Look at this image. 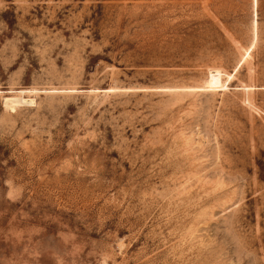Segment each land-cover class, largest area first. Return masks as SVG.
<instances>
[{
	"label": "rangeland",
	"instance_id": "rangeland-1",
	"mask_svg": "<svg viewBox=\"0 0 264 264\" xmlns=\"http://www.w3.org/2000/svg\"><path fill=\"white\" fill-rule=\"evenodd\" d=\"M0 264H264V0H0Z\"/></svg>",
	"mask_w": 264,
	"mask_h": 264
},
{
	"label": "bare ground",
	"instance_id": "bare-ground-1",
	"mask_svg": "<svg viewBox=\"0 0 264 264\" xmlns=\"http://www.w3.org/2000/svg\"><path fill=\"white\" fill-rule=\"evenodd\" d=\"M257 6H258V0H255V11L257 15ZM257 25V19L255 21ZM233 76V75H232ZM210 85L212 88H217V87H223L224 85L222 84V73L218 70H215L214 72H211L210 74ZM35 101L33 99H24L22 96H15L11 98L6 99V105L12 108L14 110L18 106L22 104H34Z\"/></svg>",
	"mask_w": 264,
	"mask_h": 264
}]
</instances>
